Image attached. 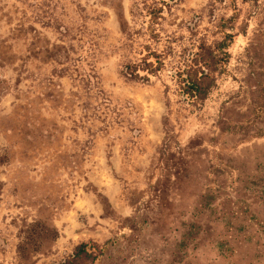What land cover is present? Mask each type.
I'll return each mask as SVG.
<instances>
[{"label": "rangeland", "instance_id": "obj_1", "mask_svg": "<svg viewBox=\"0 0 264 264\" xmlns=\"http://www.w3.org/2000/svg\"><path fill=\"white\" fill-rule=\"evenodd\" d=\"M80 242L264 264V0H0V264Z\"/></svg>", "mask_w": 264, "mask_h": 264}, {"label": "trees", "instance_id": "obj_2", "mask_svg": "<svg viewBox=\"0 0 264 264\" xmlns=\"http://www.w3.org/2000/svg\"><path fill=\"white\" fill-rule=\"evenodd\" d=\"M203 51L205 56L209 57L210 61L213 62L211 51L208 48H203ZM212 79L213 78L209 76L208 73L203 71L200 77H197L195 74L194 77L190 78L191 83L186 84L188 90L185 93H196V96L204 98L213 84ZM96 256L95 249L89 247L87 242H80L75 245L72 253L68 257L56 264H92Z\"/></svg>", "mask_w": 264, "mask_h": 264}]
</instances>
